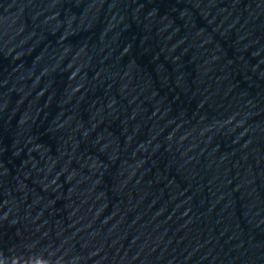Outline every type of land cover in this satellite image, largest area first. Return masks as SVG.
Masks as SVG:
<instances>
[{"label":"water","instance_id":"water-1","mask_svg":"<svg viewBox=\"0 0 264 264\" xmlns=\"http://www.w3.org/2000/svg\"><path fill=\"white\" fill-rule=\"evenodd\" d=\"M0 264H264V0H0Z\"/></svg>","mask_w":264,"mask_h":264}]
</instances>
